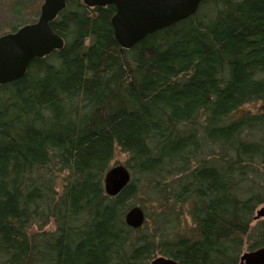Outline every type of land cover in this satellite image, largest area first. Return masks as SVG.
I'll return each instance as SVG.
<instances>
[{"label": "trees", "instance_id": "16d2710c", "mask_svg": "<svg viewBox=\"0 0 264 264\" xmlns=\"http://www.w3.org/2000/svg\"><path fill=\"white\" fill-rule=\"evenodd\" d=\"M115 13L68 0L64 48L0 86V264H241L264 247V0L205 1L131 50Z\"/></svg>", "mask_w": 264, "mask_h": 264}, {"label": "water", "instance_id": "95a60500", "mask_svg": "<svg viewBox=\"0 0 264 264\" xmlns=\"http://www.w3.org/2000/svg\"><path fill=\"white\" fill-rule=\"evenodd\" d=\"M67 1L43 0L35 23L0 37V86L23 79L33 61L64 48V40L53 31L51 24L66 8ZM205 1L208 0H83L90 8H115L112 25L115 38L124 50H131L148 36L194 16ZM130 179L125 167L112 169L105 178L107 193L118 195ZM256 219H264V207L257 211ZM125 220L129 227L140 229L146 221L145 212L139 206L133 207ZM151 264L178 263L159 257ZM241 264H264V247L244 253Z\"/></svg>", "mask_w": 264, "mask_h": 264}, {"label": "rangeland", "instance_id": "374dc122", "mask_svg": "<svg viewBox=\"0 0 264 264\" xmlns=\"http://www.w3.org/2000/svg\"><path fill=\"white\" fill-rule=\"evenodd\" d=\"M18 1H21V2L26 4L28 0H0V37L2 35L9 33L8 31L11 32V30L15 26V24L18 23L16 21V18L14 17L13 11H12L14 8V5ZM42 4H43V2H42ZM40 9H41V7H40ZM39 15H40V12H39ZM38 18H39V16H38ZM115 161L119 164H124V162H126V156L123 154H119L116 156Z\"/></svg>", "mask_w": 264, "mask_h": 264}]
</instances>
